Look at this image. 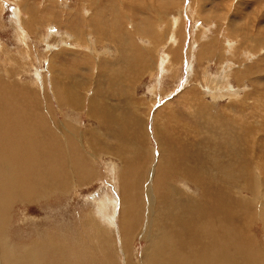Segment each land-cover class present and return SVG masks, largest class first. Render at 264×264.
<instances>
[{
    "label": "bare ground",
    "instance_id": "6f19581e",
    "mask_svg": "<svg viewBox=\"0 0 264 264\" xmlns=\"http://www.w3.org/2000/svg\"><path fill=\"white\" fill-rule=\"evenodd\" d=\"M76 2L66 9L62 0L41 6L40 0H0V28L8 26L14 41L10 48L0 36V264H264V115L246 126L233 119L260 116L250 109L264 103L257 76L264 73V29L255 16L230 19V34L221 41L213 37L221 30L216 24H201L199 48L194 53L193 38L187 49L191 60L180 96L193 110L183 121L164 113V105L157 109L155 99L161 79L182 64L186 1ZM192 5L186 9L198 23L202 6L194 11ZM263 14H255L257 23ZM43 23H53L45 34ZM30 35L39 39L38 48L53 52L42 60L45 69L41 63L47 73L33 74L40 88L21 77L33 48ZM205 56L219 62L218 71L210 77L202 71L198 82L193 63ZM75 70L85 81L90 76L91 92ZM144 73L156 79L146 88L154 102L141 109L135 84ZM201 95L234 101L217 112L200 103ZM83 118L92 127L83 128ZM96 166H103L102 174ZM103 176L110 187L82 201L79 221L62 220L52 232L22 210L17 222L18 208L55 205ZM17 227L25 239L17 238ZM81 232L90 234V245Z\"/></svg>",
    "mask_w": 264,
    "mask_h": 264
},
{
    "label": "rangeland",
    "instance_id": "374dc122",
    "mask_svg": "<svg viewBox=\"0 0 264 264\" xmlns=\"http://www.w3.org/2000/svg\"><path fill=\"white\" fill-rule=\"evenodd\" d=\"M43 1L44 0H40V3H39L40 6L43 3ZM62 1L63 2L64 1L66 2V3H63V7L65 6L64 8H66V9L68 8V6H70V8H74L77 5L78 6L80 5L79 2H76V0H62ZM174 1L175 2H178L180 0H177V1L174 0ZM185 1L186 2L184 3V6H183V9H182V12H181V14L183 16V19H184V26H183L184 30L183 31L185 32V37H186L185 38V42H184V48H183V51L181 53L182 54V64L180 66V69H178L176 71V75L171 70L170 72H168L166 74V77L165 78L163 77L161 79V80H164V79L165 80H164V82L162 84L159 85L158 90H157V93H158L159 96H157V98L155 99V101H156L155 103H157V106L159 107V108L157 107V109H161L163 107V105H164V109H165L164 113H166L167 111L170 112V110H171V111L174 112V117L175 118H177L178 120H183V121H187V119L189 118L188 117L189 116L188 113H190L191 110H193V108H189L188 105H186V103L183 101L182 97L180 96V92L183 90V87L187 85L185 83L186 82L185 79H186V75H187L186 72H188V65H189L188 62H190V60H191V57H189L190 54L187 53V49H188V47L190 45V42H191V40L193 38H194V40H197V41H195V45L194 46H192V44H191V46L193 47V50L195 51V50H197L199 48V44L202 41V38H201V36H202L201 30H202V28H204V27H202L201 24L202 23H205L206 24L207 22H212L214 25L216 24L218 26L217 29L219 28L221 30H220V32L218 34H216L214 32L213 33V37H217L218 40H220V41L223 39V35L229 36V34H230V31H231V29H229V28H231V20L230 19H232V20L234 19V23H238V22L239 23H242L244 21H247V20H242L240 18L244 13H245V15L247 14V18H251V17L253 18V15H254L255 16V24H256V26L259 27L260 29H264V27H263L264 26V24H263L264 23V20H263V22L261 20H260L261 22H259V23L256 22V15L260 11L262 13H264V0H196V1L195 0H191V1L190 0H185ZM197 1H199V3ZM231 1L234 4L231 5ZM191 2H192L193 5L191 4ZM10 3L11 2H8L7 5H9ZM188 4H190V5L193 6V10L194 11H196L195 8L200 10L199 5L202 6V9H201V11H202V14L201 15L202 16L200 17L198 23H195L194 22L191 13L186 9L187 8L186 6H188ZM238 4H240V5H238ZM10 9L8 7V9H6V12H4V13H6V15L4 14V17L6 18L7 21L9 19V12L12 11ZM254 11L256 13H254ZM226 14H228L227 15V20H228V23L227 24L224 22L226 19L223 21V18H225V15ZM250 15H252V16L250 17ZM236 16H238V17H236ZM263 17H264V14H263ZM164 21L166 22V18H165V20H163V22ZM248 22H250V21L248 20ZM217 23H219V24H217ZM44 24L45 23H43V25H42V27L40 29L41 30L40 32L41 33L44 32V34H45V29H47L49 27H53V25H50V24H53V23L45 24V25ZM248 24L249 25H252L251 22L248 23ZM162 25H164V24H162ZM224 25H225V27H224ZM0 36H1V41H3L5 44L9 45L10 48L13 47L12 44H14V41H13V38H12V35H11V31H10V29H9L8 26L5 25L4 27L0 28ZM30 36H29V42H32L31 43L32 47L35 48V49H37L38 48L37 46L39 44V39L38 38H37L38 40L36 39V35H33L34 37L32 35H30ZM53 40H54V38H51L49 44H51V43H53L55 41V40L54 41ZM198 41H200V42H198ZM247 44H248L247 45V48L248 49H250V47H251L250 50H253V49L255 50L257 48V46H256V48H255V46H253L254 45L253 42H247ZM225 45H226V43H224V46ZM39 47L40 48H38L36 50L38 54H35L34 51L31 50L33 48H30V51L28 49V51H29L28 54L30 53L28 59H30V61H29L28 64H24V66L21 65V67L22 68L23 67L24 68L26 67L27 68V71L28 70L29 71L28 72L26 71L25 75H22L21 77L22 78H25L26 77V79H31L33 81V83L34 82H37V87L40 88V87H42L40 85L41 82H39L37 79L35 80V78L33 77L34 76L33 74H35V71L39 74V76H40V73L41 74H44V75L47 73L44 70L47 63L46 62H43L42 60H44L45 57L50 56L53 52H50L49 53V51H48V52L45 53L44 49H42L41 46H39ZM23 49L25 50V48H23ZM31 51H33V53ZM194 53H196V51ZM67 55H69V56H67ZM72 55L73 54H70V53L63 55L65 57V61L64 62L67 63V61H70L71 60L70 57ZM256 55H257V53H256ZM36 57H38V58H36ZM31 59L33 60L32 63H31ZM193 60H195V57H194ZM200 60H201L200 62H194L193 63V70L195 71V74H197V76L195 77V79L197 78L198 79L197 80L198 82H202V77H201V76H203V74H201L202 71H204L205 73H207L206 75H208L210 77L212 74H215L216 71H218V66H219L218 65L219 62H215V61H213V59L208 60V57L207 56H205L203 58H200ZM249 61H252V59H250ZM22 62H24V61L22 60ZM30 63L33 64V65H31ZM37 63H38L39 66L36 65ZM41 63H43L44 69L42 68ZM34 65H35V67H34ZM67 66H68V64H67ZM39 68H42L41 69L42 71H40ZM37 70H39V71H37ZM75 72H76L75 73L76 80H78V81H79V79L81 80L82 79V76L78 73V71L75 70ZM161 75L162 74H159L156 77H158L160 79ZM257 76H259L260 78H263V82H264V73H260ZM85 78H86V81L84 79H82L83 80V84L81 86L88 88L90 90V92H91V90L94 88V86L92 84L93 82H92V80H90V76L89 75L88 76L86 75ZM154 79H156V78L153 77L152 75H148V74L144 73L143 75H141L140 82L137 83L138 85L135 84L136 89H137L136 90V94H135V99L136 100H139V102L141 101V103H145L142 106L140 105L141 106V109L147 108L148 103H151L152 102L151 100H153V96L152 95H148L149 93H147L146 88H147V85L148 84L154 83L153 82ZM74 80H75V78L73 79V81ZM85 83H87L88 85L85 84ZM231 84L233 86V84H235V82L232 81ZM82 87L80 89H83ZM247 87H248V91H250L252 89L251 84L250 85L248 84ZM39 88H37V89H39ZM205 89H207V88L205 87ZM88 94H89V92H88ZM140 97H142V98H140ZM200 98H201V102L200 101L199 102L201 104L203 102L204 104L210 105V107H213L214 110L216 109L217 112L220 111L221 109H226V106H228L229 104H231L234 101V100L229 101L228 98H226V99L222 98V99H219V101L216 102V101H212L211 98H209L208 96H202V95L200 96ZM158 99H159V102H158ZM153 102H154V100H153ZM259 103H260L259 106L262 108V106L264 105V103L263 102H259ZM234 105H237V104H234ZM155 107H156V105L154 106V109H156ZM260 107H258L257 109L253 108L254 110L253 109L252 110L250 109V111H252V113L257 112L260 116L256 115L257 117H255V114H253V116L255 118H248V117H244V116H240V115H233V119L238 120L240 122V125H245L246 126V124L249 121H251L252 119H256V118H259V117H261V116L264 115V107L262 109ZM232 111H233V109H232ZM235 113H236V111H235ZM70 115L72 116V123H76L77 124V122L73 120L74 117H75V115L74 116L72 114H70ZM139 117L146 119V117L143 115V113H141V116H139ZM82 121H80V124H81V126H83V128L84 127H86V128L92 127L91 126V123L89 124V122L87 121L86 118H83ZM149 125L151 126V121H149L148 126ZM150 126L148 127L149 129H147L148 131L150 130ZM149 132L151 133V131H149ZM88 135H89V133H88ZM183 140L187 143L189 141V136L184 135L183 136ZM151 149L154 150L153 152H157V144H155ZM154 155H156V154H154ZM114 158L116 159L117 162H120V159L119 158H117L115 156H114ZM96 169L98 170V172L100 170L102 172L104 171L103 166L102 167L96 166ZM101 171H100V173L102 174ZM107 178L108 177L103 176V180H98L97 179L93 183H90V185H89V183H87L86 185L79 186V189H76V191L73 194H71V196H69V198L68 197L67 198L66 197L65 198L60 197V199L58 200V202H56L57 205L56 204L55 205L54 204H51V205L42 206V207H39V206H36V205H32V206L30 205L29 207L26 206L27 209H26V207L18 208L17 209V212L19 214L17 215L16 220L18 222L19 217H22L23 216L22 212L24 214L28 213L27 214L28 217H35V219L37 217L39 219V220H36V224H43L44 223L45 228L47 230H50V231L52 229V232L56 228V225L58 223L61 224V221L62 220H63L62 221L63 224H64V220L68 221L70 224H73L75 222V220H77V219H78V221L80 220V218H78V211H80V214H81L82 213L81 209H84L85 208V204L83 205L82 201L84 199H86V198H90L91 196L92 197H97L98 195H96V193H98L99 190H101L102 192L103 191L105 192L110 187L111 179H109V181H108ZM63 201H64V203L67 204V208H66L67 210L66 211H63L64 213L62 212V205H61V203L63 204ZM56 207H58V209ZM59 207H60V210H59ZM86 208H88V206H86ZM58 212H60V213H58ZM61 213H63V214H61ZM48 214H50L49 215L50 216V220L49 219H46V216ZM54 216H55V218H54ZM53 224H56V225L53 226ZM24 229H26L27 231H29V227H23V230ZM39 229L41 230V228H39V227H38V229L33 228V231H36L37 232ZM79 230L80 229H78V232H79ZM83 230H86V229L83 228L82 229V232H83ZM15 231H16L15 233L18 234L17 238H23L24 237V239H25V236H27L25 233H23L24 236L22 237L20 235V228L18 229V227H17V229ZM82 232L79 233L80 235L82 234L81 235L82 238H83L82 241H84V243L86 242L88 245H90V243H92V241L90 240V234L88 236V238H89L88 239L87 238V235H88L87 232H86V234H84L85 232L84 233H82ZM256 232L259 234V239L261 240L262 239L261 238V233H260L261 230L259 228H256ZM261 242H264V239L261 240ZM141 243L143 245V242H141ZM141 243L136 242L135 243V247L137 249L141 248V246H142Z\"/></svg>",
    "mask_w": 264,
    "mask_h": 264
}]
</instances>
